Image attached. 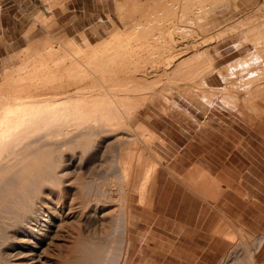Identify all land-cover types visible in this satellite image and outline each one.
Here are the masks:
<instances>
[{"label":"bare ground","instance_id":"1","mask_svg":"<svg viewBox=\"0 0 264 264\" xmlns=\"http://www.w3.org/2000/svg\"><path fill=\"white\" fill-rule=\"evenodd\" d=\"M223 1H125L117 6L125 28L113 26L106 39L92 43L84 37L82 45L68 40L61 48L45 39L21 51L20 64L4 74L0 86V264H45L41 246H50L68 221L81 223L84 217L93 227L94 219H104L102 229L81 232L74 255L63 264L122 263L129 244L128 193L118 210L105 213L115 188L108 178L102 182L90 162L112 143V135L121 136L115 140L120 146L116 171L124 184L120 190L136 191L150 204L161 161L136 139L152 141L155 135L132 130L130 123L143 104L169 86L186 91L192 77L209 69L210 77L218 73L226 93L238 99L240 113L245 114L246 106L253 113L264 112V35L254 34L264 30V20L257 23L247 15L210 35L205 16ZM242 30L249 32L248 56L216 71L213 61L220 55L214 44ZM255 60L263 66L250 79L259 84L241 100L236 82ZM193 62L206 68L186 76L184 68ZM151 72L166 80L149 83ZM125 139L133 146L120 143ZM263 240L255 242L257 255ZM242 246L248 248L247 241ZM236 254L229 256L232 264L239 259ZM248 262L264 264L256 255Z\"/></svg>","mask_w":264,"mask_h":264},{"label":"rangeland","instance_id":"2","mask_svg":"<svg viewBox=\"0 0 264 264\" xmlns=\"http://www.w3.org/2000/svg\"><path fill=\"white\" fill-rule=\"evenodd\" d=\"M52 1L0 0V86L3 83L4 74L15 69L20 64L19 54L29 44L49 39L57 43L58 45H56L61 48V44H64L68 40H74L82 45L84 37L89 39L90 42L96 43L98 40L106 39L109 34L108 32L114 27L125 28L126 21L121 19L122 16L119 14L117 8L120 3L125 1H140L145 3L151 0ZM216 6L210 8L208 11L209 13L205 16V22L210 31L209 34L212 33L215 35L220 30L222 33L225 27L240 22L247 15L253 18L255 17L254 19H257V23L259 20L260 22L264 20V0H224ZM244 31L245 30L237 31L228 35V37L225 36L223 39L224 42L222 40L218 43V46L214 44L215 53L219 52L220 55L219 58L213 61L216 71L232 62L248 56L252 46L251 44L249 45L248 42L249 32L246 31L248 34L246 35ZM254 34L264 35V30H256ZM205 66L206 65L203 63L198 64V62H193L186 67L188 69L184 68V73L187 74L189 72L186 76L192 74L190 75L192 77L199 72L198 70L206 68ZM262 66L260 61L255 60V62L246 66L245 70L240 74V80L237 79L238 81L236 82L235 88L236 90H240H238V93L241 100H245L249 90L254 85L259 84L257 81H254L255 78H250H252V76H257ZM209 72L212 71L207 69L206 72L205 69L202 75L200 72L198 76L196 74V81L194 80L195 77H192L193 81H191L190 88L186 89V91L183 89L184 92L180 90L183 87L176 86L177 89L172 85L165 90L166 92L158 93L155 97L148 100L147 103L143 104L142 108L140 107L139 111L134 114L130 127L132 130L140 129L142 132L143 130L144 132L147 130L154 133L155 138L152 141H148L144 136L141 138L139 137L140 139L137 137L136 140L140 148L148 147L150 150L148 153L152 152L160 158L161 163L158 165V170H160L161 167L166 164L165 160L203 158V148L197 144H193V139L196 131L200 128L204 129V117L208 115H212L213 118V157L214 159L221 158V155L226 152L223 149H225L224 140L228 124L235 122L227 118L232 117L231 113L234 115L236 114L235 117H244L242 132L245 135L246 146L249 144H254L256 147L260 145L262 195H264V112L260 115L255 112L253 113L250 111L249 107L246 106L245 114L243 115V113H240V110L236 106V101L238 99L236 98V100L235 96L230 92L227 91L226 93L227 85L223 79L218 73L215 74V77H210L211 73L209 74ZM205 75L207 76L205 77ZM248 79L250 80L249 83ZM165 80L166 78L162 74L158 75L152 73L147 77L149 83H151V81L153 82L151 84L162 83ZM241 84L243 86H241ZM248 84L249 86H247ZM112 136L113 137L110 139V143L111 141L112 143L109 146L101 148L99 155L96 160H94L95 162L93 160V162H90L93 163V165L96 164L92 167L94 170L96 169L101 177L103 176L102 182H107L108 178V181H110L115 188V194H113L114 202L110 204L111 207H108L109 209H105V213L111 214V212L118 210L119 203L124 199V194L127 193L128 195H126V197L129 198V213L131 206L135 203L149 206L148 203L141 200V195L138 192L129 190L128 188H125L124 191L120 190L121 185L124 184L122 175L118 173L119 171L116 164L120 146L115 140L121 136ZM120 143L124 144L127 148L133 146L132 142L127 139L123 140V142L120 141ZM249 150L251 151L249 155H252V148L250 147ZM256 154L257 153H255V155ZM110 168H112V170ZM108 170L114 172L109 174L107 173ZM111 175H113L114 178ZM109 177H111V179ZM116 193H118V195ZM260 208L261 220L259 235L254 236L248 228H252V220L249 221L248 227L244 230L239 229V233L237 235L235 234L234 237L230 239L231 243L226 253V257L228 256L226 264H232L230 257L235 255L238 250L239 253L237 252V254H240L241 257L239 256V259L236 257L234 264H249V259L255 255L260 263H264V248L261 249V252L257 255V243H255L253 249L250 247L252 240L257 242L261 238L264 239V198L260 200ZM84 218L81 220V223L75 220L70 221L71 223L68 221L66 228L61 230L57 239L52 242L53 244L51 243L50 246L43 244L41 246L42 251L46 249L44 250V253H46L44 256L45 264H63L66 258L68 259L74 255L75 245L80 238L81 232L88 234L94 231L93 228L102 229L104 219H94L93 223L95 226L93 227L91 222H89L87 218L84 220ZM105 218L106 220L108 219V217ZM85 222H88V224ZM77 226L79 227L77 228ZM244 241H247L248 248L242 246ZM244 249L248 250V253ZM232 251L235 252L229 257ZM126 256L127 250L121 264L125 263ZM226 257L224 260H226Z\"/></svg>","mask_w":264,"mask_h":264},{"label":"crops","instance_id":"3","mask_svg":"<svg viewBox=\"0 0 264 264\" xmlns=\"http://www.w3.org/2000/svg\"><path fill=\"white\" fill-rule=\"evenodd\" d=\"M235 115L227 118L235 122L228 124L221 158L213 157V118L208 115L193 139L203 148V158L165 160L149 206L130 208L124 264H226L230 239L239 229L252 220L248 228L259 235L264 198L260 145L246 146L244 117ZM251 243L253 249L255 240Z\"/></svg>","mask_w":264,"mask_h":264}]
</instances>
